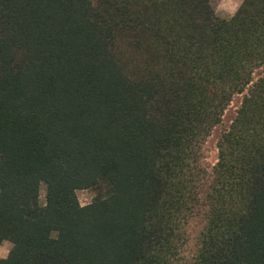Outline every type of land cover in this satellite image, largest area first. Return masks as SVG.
<instances>
[{"label": "trees", "instance_id": "trees-1", "mask_svg": "<svg viewBox=\"0 0 264 264\" xmlns=\"http://www.w3.org/2000/svg\"><path fill=\"white\" fill-rule=\"evenodd\" d=\"M214 1L0 0V264H264V0Z\"/></svg>", "mask_w": 264, "mask_h": 264}, {"label": "rangeland", "instance_id": "rangeland-1", "mask_svg": "<svg viewBox=\"0 0 264 264\" xmlns=\"http://www.w3.org/2000/svg\"><path fill=\"white\" fill-rule=\"evenodd\" d=\"M243 0H215L214 9L215 14L219 19H228L236 12L237 8L240 6ZM242 97L237 95L233 97L231 103L226 108L222 122L217 127L214 128L211 135L208 137L204 145V157L207 164H214L217 157V142L220 134L229 126L231 120L235 115V111L238 108ZM100 189H81L76 192V196L80 206L88 205L94 196L99 193ZM40 202H44V187L41 186L40 190ZM11 244L9 242H3L0 245V259H4L8 256Z\"/></svg>", "mask_w": 264, "mask_h": 264}]
</instances>
